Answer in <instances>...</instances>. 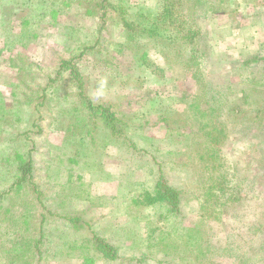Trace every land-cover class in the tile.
Segmentation results:
<instances>
[{
	"label": "rangeland",
	"instance_id": "obj_1",
	"mask_svg": "<svg viewBox=\"0 0 264 264\" xmlns=\"http://www.w3.org/2000/svg\"><path fill=\"white\" fill-rule=\"evenodd\" d=\"M161 1L0 0V191L26 145L37 185L0 203V264H264V0L185 7L194 42L149 33ZM160 177L180 211L145 204ZM92 230L114 259L89 250Z\"/></svg>",
	"mask_w": 264,
	"mask_h": 264
},
{
	"label": "trees",
	"instance_id": "obj_2",
	"mask_svg": "<svg viewBox=\"0 0 264 264\" xmlns=\"http://www.w3.org/2000/svg\"><path fill=\"white\" fill-rule=\"evenodd\" d=\"M203 2L204 0H195L193 2L191 0H162L158 12L150 19L151 29H149V33L153 34L156 30L160 29L162 24H168L169 27L177 29L175 34H178L184 28L186 33L183 36L184 38H197V36L201 35L202 30H195L198 25H191L189 28H186V21L181 11H183L185 7L189 10L191 5L196 6ZM194 40L195 38H193L192 41L194 42ZM73 61L74 60L72 59H63L60 64V72L63 70H69V74L72 75L78 87V95L82 101L83 107L87 110V113L100 118L108 129L115 133H120L122 127L119 125L120 120L117 115L111 111L108 105L95 103L93 99L85 93L83 75L80 72L79 67ZM2 100L3 99L0 98V102H2ZM2 105L3 104L0 105V124L5 120L2 119V114L5 112L1 108ZM19 137H25L24 140L26 141H29L30 138L28 137L27 131L19 133L18 138ZM12 141H17V137H14V139L12 138ZM8 146H11V144H8ZM23 148L24 149L22 150H15V153L12 156L10 154L7 155V157H16L18 162L15 166L13 177L9 180L10 183L8 188L5 190L1 189L2 191H0V203L2 200L7 199L12 195L18 196L21 193L23 194L25 190H30L31 186H33V191L35 190V187H37L33 181L35 170L32 148L28 147V145ZM144 201L147 205H162L167 208L169 213H175L181 209V193L179 189L172 185L168 179L163 177L158 179L152 192L144 194ZM6 210L7 209L3 212ZM63 218L65 219L66 224L74 229L84 228V226L87 225L85 221L76 215H64ZM91 232L92 237L89 239V250L102 255L106 259H114L117 255L115 247L111 245L105 237L95 232V230H92Z\"/></svg>",
	"mask_w": 264,
	"mask_h": 264
}]
</instances>
